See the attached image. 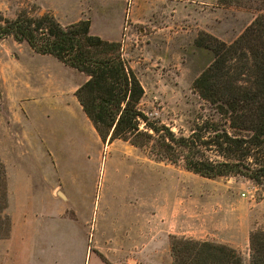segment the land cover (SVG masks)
<instances>
[{"label": "rangeland", "instance_id": "374dc122", "mask_svg": "<svg viewBox=\"0 0 264 264\" xmlns=\"http://www.w3.org/2000/svg\"><path fill=\"white\" fill-rule=\"evenodd\" d=\"M58 1L0 0V11L7 17L49 11L63 25L80 14L89 16L93 34L121 43L122 56L144 89L139 107L177 135H187L197 116L209 111L192 85L204 61L194 46L198 31L229 42L255 15L219 0H139L135 21L125 19L120 29L125 0H83L89 9L36 8L57 6ZM68 1L72 5L78 0ZM85 79L24 41L0 39V159L7 177L6 213L16 205L9 200L10 173L18 191L30 190L33 200L28 204L33 209L41 208L40 201L58 182L71 198L58 199L60 205H77L82 212L84 205L90 210L94 201L97 205L98 197L101 208L107 197L113 209L131 216L133 225L138 213L140 227L153 225L151 264H169L167 241L162 240L166 232L169 240L175 235L230 245L248 264L249 233L264 228V184L239 175L203 177L185 169L182 160H159L121 139L102 141L74 94Z\"/></svg>", "mask_w": 264, "mask_h": 264}, {"label": "trees", "instance_id": "16d2710c", "mask_svg": "<svg viewBox=\"0 0 264 264\" xmlns=\"http://www.w3.org/2000/svg\"><path fill=\"white\" fill-rule=\"evenodd\" d=\"M255 12L231 41L200 30L194 40L204 61L193 88L209 111L187 135L152 120L140 107L144 89L122 56L121 43L90 31V20L63 25L52 12L15 17L0 11V39L12 36L86 76L74 94L102 141L121 139L159 160L183 161L207 178L243 176L264 184V0H219ZM6 172L0 159V234L7 235ZM171 264H244L236 248L209 240L170 236ZM248 264H264V228L248 236Z\"/></svg>", "mask_w": 264, "mask_h": 264}, {"label": "crops", "instance_id": "0c3cea01", "mask_svg": "<svg viewBox=\"0 0 264 264\" xmlns=\"http://www.w3.org/2000/svg\"><path fill=\"white\" fill-rule=\"evenodd\" d=\"M124 2L126 8L120 29L125 19L135 21L134 10L139 0ZM86 5L87 1L83 0L72 5L68 0H61L57 6L39 4L36 8L51 11H54V7L89 9ZM83 18H88L92 27V20L86 14H80L72 20L75 22ZM9 177V200L16 205L10 207L8 212L12 223L10 234L7 238H0V264H151L155 228L153 225L149 228L140 227L137 211L133 225L131 216L123 210L113 209L112 201L107 197L102 198L101 208L98 197L97 205L96 201L91 202V210L84 205L82 212L77 205H60L58 199L69 202L71 198L58 182L49 188L44 200L40 201L43 202L41 208L33 209L28 204L33 200L30 190L18 191L15 188L17 181H12L11 173ZM25 177L28 179L29 174L26 173ZM57 187L60 189L57 190ZM59 193L64 198H60ZM169 234L166 232L162 240L167 241L166 260L170 264Z\"/></svg>", "mask_w": 264, "mask_h": 264}]
</instances>
